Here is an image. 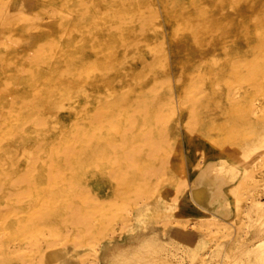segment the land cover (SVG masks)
Returning a JSON list of instances; mask_svg holds the SVG:
<instances>
[{
    "label": "bare ground",
    "instance_id": "6f19581e",
    "mask_svg": "<svg viewBox=\"0 0 264 264\" xmlns=\"http://www.w3.org/2000/svg\"><path fill=\"white\" fill-rule=\"evenodd\" d=\"M41 3L58 35L23 51L5 27L38 9L0 0V264H97L138 221L258 236L264 0ZM207 156L228 164V215L201 204L196 173L221 174ZM245 255L264 264V237Z\"/></svg>",
    "mask_w": 264,
    "mask_h": 264
},
{
    "label": "rangeland",
    "instance_id": "374dc122",
    "mask_svg": "<svg viewBox=\"0 0 264 264\" xmlns=\"http://www.w3.org/2000/svg\"><path fill=\"white\" fill-rule=\"evenodd\" d=\"M19 1H21V3L24 5L26 11H31V10H34L36 8L38 9L37 14H33V16H30L31 19L33 20L32 23H30L31 20H29V21L17 20L15 23L5 27L7 29V31L11 30L14 33V38L18 41L17 47L19 48V50H23V51L26 50L27 48H29V45L32 42L38 41L39 39H43L46 34H52L55 36L58 35L57 19H56V17L52 16V14L47 10V8L45 9L43 7L41 0H10V5L13 7V9L16 8V3ZM85 35L88 38H90V36L88 34H85ZM218 105L220 108H222L224 106V102L220 101V103H218ZM206 160H209L207 162H214L216 164H219V166L221 167V174L215 180L204 179L201 175L202 171L198 170V172L196 173L198 184L195 187L199 188L201 191V196H200L201 204L203 205V208H205V207L210 208V209H213V210H215L221 214L228 215V214H230V206L228 204V199L224 193V188H223L224 187L223 185L225 184V182L228 179V173H229L228 164L225 161L221 162L219 159H217V157H214V156H207ZM148 225H150V226H148ZM233 228L234 227L232 226L231 232L224 235V236L220 235L219 232L216 233L213 231H211L210 236H205L204 235L205 231L203 229L198 228V227H194L191 224H188V226L186 227V230H185V229H182L179 227L177 228V226H175V225L164 226L161 223L159 224L158 222L156 224L155 220L149 221L147 224H144L143 222L138 221L134 226V231H131V232L129 231L127 233H124L122 236L117 233L118 231H116L115 234H112L111 232H109V235L112 236L111 241L105 242V243L100 242V245L97 248V250L99 251L97 264H108V263L109 264H126V263L136 264V262H137V264H141V263L142 264H166V263L169 264L168 261L171 262L172 264H205L206 262H207L206 264H217L218 262H219L218 264H224V263L225 264H227V263L228 264L229 263L230 264H243V262L247 263L248 261H246L247 256L245 255V252L254 243H256L257 241H259L260 239H262L264 237V230L263 229L258 230L257 233L259 235L256 237L252 238L249 235H247L246 237H242V239H240L239 241H233L234 240ZM117 230H118V227H117ZM165 231H166V233H165ZM178 231L184 232V233H182V235H180V237L175 236V233ZM143 232H145V233H143ZM146 232L148 233L149 237L147 236ZM135 233H136V236H134ZM150 233H151V235H150ZM144 234H145V236H144ZM231 237H232V239H231ZM257 237H258V239H257ZM141 238H143V240H141ZM155 239H157V240H155ZM163 240H165V241H163ZM175 240H177V241L175 242ZM226 240H227V242H225ZM158 241H160V242H158ZM188 241L190 242V244ZM196 242L198 244H196ZM185 244L188 246L186 247ZM15 245H19V242L16 241ZM116 245H119V246L115 247ZM147 245H148V247H147ZM141 246H144V247H141ZM145 246L147 248H145ZM104 247L106 249H104ZM164 247L166 248V250ZM242 247H244L243 252H241ZM66 248H67V251L69 249L70 253L73 251L71 249L72 244L70 245V243L67 244ZM122 248H123V251H122ZM159 248L161 251L159 250ZM191 248H192V250H191ZM223 248H225L224 249L225 252L223 251ZM147 249H148V251H147ZM187 249H188V252H187ZM119 250H120V255L118 254L119 255L118 256L116 254L119 252ZM150 250H151V252H149ZM192 251L194 252V254ZM217 251L218 252L220 251L219 252L220 254ZM233 251L238 252L239 254L233 253ZM156 252H158V253H156ZM114 253L116 256L114 255ZM153 253H155V254H153ZM231 253L234 254V257L232 256ZM240 253H243V254H240ZM136 254H137V256H136ZM150 254H152V255H150ZM146 255L148 256V258ZM228 255H229V258H228ZM114 256H115V259H114ZM152 256L155 258H153ZM65 257H66V259L63 258V259H65V261L62 259V261L60 262L61 264H76V263L79 264L78 258H76L72 255L71 256L67 255ZM239 257L241 260L237 259ZM73 258L74 259L76 258V259L74 260ZM159 258L162 261L159 260ZM148 259H150V260L148 261ZM155 259L156 260L158 259L159 261L158 260L155 261ZM219 260L220 261L223 260V262H220ZM90 261L91 260H86L85 263H83V264H92V263H90ZM138 261H140V262H138ZM233 262H235V263H233ZM237 262H239V263H237ZM49 263L55 264L56 262L53 260H49Z\"/></svg>",
    "mask_w": 264,
    "mask_h": 264
}]
</instances>
